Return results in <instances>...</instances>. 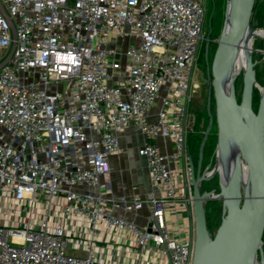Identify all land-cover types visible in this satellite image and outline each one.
I'll return each mask as SVG.
<instances>
[{"label":"built area","instance_id":"obj_1","mask_svg":"<svg viewBox=\"0 0 264 264\" xmlns=\"http://www.w3.org/2000/svg\"><path fill=\"white\" fill-rule=\"evenodd\" d=\"M0 1V264H192L206 1ZM129 128L151 185L117 195Z\"/></svg>","mask_w":264,"mask_h":264},{"label":"water","instance_id":"obj_2","mask_svg":"<svg viewBox=\"0 0 264 264\" xmlns=\"http://www.w3.org/2000/svg\"><path fill=\"white\" fill-rule=\"evenodd\" d=\"M255 1L226 0L225 20L208 66L210 120L202 139L201 155L215 121L219 136L215 153L220 189L218 193L215 189L201 191L200 178H195L192 171L195 223L192 264H264V71L260 88L256 84L259 60L254 58V51H259L264 70V26H253ZM256 37H263L262 46L250 48L248 43ZM15 45L14 42L0 68L9 61ZM242 50L245 66L241 70L243 89L239 99L236 81L240 72H236L235 65ZM205 53L208 56L209 40ZM255 89L260 92L257 110L254 108ZM212 94L215 116L211 110ZM210 199H219L223 203L222 221L214 234L207 216Z\"/></svg>","mask_w":264,"mask_h":264},{"label":"rangeland","instance_id":"obj_3","mask_svg":"<svg viewBox=\"0 0 264 264\" xmlns=\"http://www.w3.org/2000/svg\"><path fill=\"white\" fill-rule=\"evenodd\" d=\"M206 1V9H207V16H206V23H205V31L204 34L205 40L207 42V39L213 40V39H218L221 33V29L223 26V22L225 20V12H226V0H205ZM263 37H256L254 38L255 46L254 48H260L262 46ZM254 58L258 59L259 62L261 63V54L259 51H254ZM200 63L203 64V53L200 54ZM239 60L237 58L236 60V65H235V70L238 69L239 67ZM263 66L262 63L258 69V80L263 81ZM239 77L238 80L236 81V88H237V94L238 98H241L242 94V89H243V81H242V71H239ZM208 75L206 74V71L204 69V64L203 67L197 72V78L196 82L201 83L200 88H196V91L194 92L193 99L190 102L189 105V132L192 131L193 138L194 136L196 137V133H201L203 134L205 132L206 126H207V103H208V83L207 79ZM259 102V101H258ZM256 106L258 107V103H256ZM211 110L213 111V103L211 104ZM215 116V115H214ZM210 137L209 138H215L216 139V144H217V138L218 132H217V126L212 127L211 132H210ZM131 140V149H130V154L134 156V159L130 163H124L122 166V173H120L124 176L128 174L132 169L130 167H137L141 163L140 156L138 154L137 150V138L136 136H130ZM140 140H142L140 138ZM222 201H210L207 204V214L208 218L210 219L211 217V211L215 210L216 215H214L215 224L211 228V232L214 234L218 225L220 224L221 220V215H222ZM263 246H264V235H263Z\"/></svg>","mask_w":264,"mask_h":264},{"label":"flooded vegetation","instance_id":"obj_4","mask_svg":"<svg viewBox=\"0 0 264 264\" xmlns=\"http://www.w3.org/2000/svg\"><path fill=\"white\" fill-rule=\"evenodd\" d=\"M209 40V53L208 56H206L205 53V58L203 61L204 64V69L206 71V74L208 75V94H209V90H210V84L211 81L209 80V70H208V66L209 64H211L214 53H215V49L213 47H210V42L211 43H216V39ZM217 47V46H216ZM200 57V54H199ZM200 59L198 58V62L196 65L195 69V78H197V72L203 67V64L200 63ZM261 63L258 62L257 64V70L259 69ZM258 74V71H257ZM197 83V82H196ZM202 85L201 83H197V88H200ZM212 102H213V111L215 112V104H214V98H213V94H212ZM254 108L255 110H257L255 101H254ZM196 137L192 135V131H190L188 133L189 136H187V143H186V161H187V165H186V170L188 172L189 175V180L190 183L192 185L191 182V175H192V171H194V175L195 178H200L199 179V185L201 186V191H212L215 189V193L219 192V184H220V170L218 167V160H217V153H215V148L213 149V151H210V144H208V139L205 143V146L203 148V152L201 155V144H202V139L204 137V133H196ZM193 187V186H192ZM210 201H221L219 199H210L207 201V203Z\"/></svg>","mask_w":264,"mask_h":264},{"label":"crops","instance_id":"obj_5","mask_svg":"<svg viewBox=\"0 0 264 264\" xmlns=\"http://www.w3.org/2000/svg\"><path fill=\"white\" fill-rule=\"evenodd\" d=\"M135 136L132 128H129L121 138V151L119 154L112 156L111 162L113 166L112 174V189L115 194H122L129 192L130 186L132 184H137L141 189L147 187L150 184L148 171L146 168L145 160L141 159L139 166L130 167L132 170L126 174L122 175V165L124 163H130L134 156L130 154L131 140L130 136ZM137 138V137H136ZM138 141V139H137ZM138 143V142H137ZM124 170V169H123ZM121 171V173H120Z\"/></svg>","mask_w":264,"mask_h":264},{"label":"trees","instance_id":"obj_6","mask_svg":"<svg viewBox=\"0 0 264 264\" xmlns=\"http://www.w3.org/2000/svg\"><path fill=\"white\" fill-rule=\"evenodd\" d=\"M255 5H254V9H253V17H252V23H253V26L254 27H263L264 26V0H256L255 1ZM217 44L216 43H211L210 42V47H213V48H216ZM205 49H206V41L203 42L202 44V47L200 49V54L203 53V61H204V58H205ZM238 60H239V56H238ZM238 80V79H237ZM262 83V81H260ZM259 96H260V92L258 89H255L254 91V101L256 103H258L259 101ZM257 107V106H256ZM213 114L215 115V112L213 111ZM206 117L208 120L209 119V115H208V111L206 113ZM208 120H207V123H208ZM214 126H217L216 125V122L214 121ZM208 144H210V151H213V149L215 148V145H216V139L214 138H209L208 139ZM216 211L215 210H212L211 211V217L209 219V227L210 229L212 228V226L215 224V219H214V215H216ZM208 216V214H207Z\"/></svg>","mask_w":264,"mask_h":264},{"label":"bare ground","instance_id":"obj_7","mask_svg":"<svg viewBox=\"0 0 264 264\" xmlns=\"http://www.w3.org/2000/svg\"><path fill=\"white\" fill-rule=\"evenodd\" d=\"M259 33H261L262 34V30H259L258 31ZM248 45H249V47L251 48V47H254L255 46V42H254V40H250V42L248 43ZM241 54H239V67H238V69H236V72H238L239 73V71H241L243 68H244V66H245V53L243 52V50L240 52ZM221 168V167H220ZM221 170H222V168H221Z\"/></svg>","mask_w":264,"mask_h":264}]
</instances>
